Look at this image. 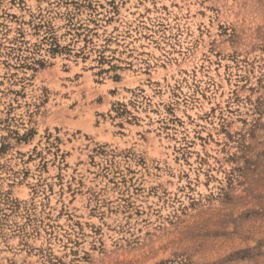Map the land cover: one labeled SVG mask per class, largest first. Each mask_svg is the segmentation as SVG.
I'll return each mask as SVG.
<instances>
[{
	"label": "rangeland",
	"instance_id": "1",
	"mask_svg": "<svg viewBox=\"0 0 264 264\" xmlns=\"http://www.w3.org/2000/svg\"><path fill=\"white\" fill-rule=\"evenodd\" d=\"M0 264H264V0H0Z\"/></svg>",
	"mask_w": 264,
	"mask_h": 264
}]
</instances>
